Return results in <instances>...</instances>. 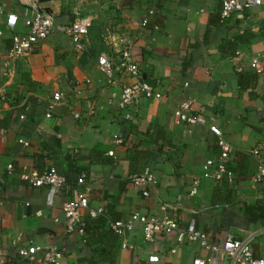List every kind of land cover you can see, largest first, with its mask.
<instances>
[{
  "label": "crops",
  "instance_id": "1",
  "mask_svg": "<svg viewBox=\"0 0 264 264\" xmlns=\"http://www.w3.org/2000/svg\"><path fill=\"white\" fill-rule=\"evenodd\" d=\"M40 1L53 16L54 30L13 63L14 74L7 78L3 63L12 32L6 16L15 14L13 32L24 34L34 2L0 0V264H44L42 254L18 257V247L30 243L53 246L62 254L59 264H85L81 260L90 258L82 236L66 233L62 212L63 202L77 196L73 163L90 189L89 208L101 207L111 219H126L131 212L161 215L162 206L172 205L180 228L194 220L213 242L245 237L258 223V230L264 229V220L245 215L248 208H264V184L252 183L258 166L254 149L263 151L264 163V63L261 74L250 67L264 54V0L221 25L215 23L221 0H118V6L110 0ZM77 14L93 20L83 51L75 50L64 32ZM147 17L155 24H134ZM122 34L132 41L141 80L159 91L161 100L117 107L122 89L135 80L122 72L109 84L97 60L115 56L120 46L113 41ZM55 92L63 101L46 118ZM188 99L195 100L205 125L173 121V109ZM210 124L231 148L226 159L231 183L202 177L205 161L220 154ZM50 167L68 181L52 207L45 205L46 187L32 188L20 179L22 172ZM145 169L157 178L148 197L129 180ZM173 212L166 209L168 216ZM125 242L129 247L120 244L112 263L95 264H151V255L161 264H191L206 255L197 243L177 242L175 232L144 242L140 226ZM251 249L264 258V231Z\"/></svg>",
  "mask_w": 264,
  "mask_h": 264
},
{
  "label": "built area",
  "instance_id": "2",
  "mask_svg": "<svg viewBox=\"0 0 264 264\" xmlns=\"http://www.w3.org/2000/svg\"><path fill=\"white\" fill-rule=\"evenodd\" d=\"M34 3L32 7L33 13L30 17L24 20L26 32L24 34L14 33L17 25V16L15 14H7L5 20V27L12 32L11 44L6 54V60L3 63L4 75L11 78L14 74L13 63L33 52L35 46L45 40L49 34L54 30L53 16L47 13L37 0H32ZM113 4L118 6V0H110ZM262 0H221L219 16L221 22L229 19L234 15H241L248 12L255 7H259ZM29 5V4H26ZM3 9L0 6V14ZM153 11L148 12V16L153 15ZM92 19L90 17H82L77 14L75 19L65 28L64 32L69 36L70 41L77 51L84 50V40L88 35L89 28L92 26ZM148 17L141 22H134L136 26L145 27L148 24ZM2 32L0 31V36ZM119 45L118 52L113 57L101 55L97 60L98 69L108 78V83L111 84L116 74L125 72L135 81L122 89L117 107L124 110L128 106H137L141 99L156 100L162 99V94L153 86L144 83L141 80L140 69L133 61L131 46L132 41L128 35L122 34L115 41L113 45ZM115 46V45H114ZM264 54L259 58H254L250 62V67L257 73L263 72ZM63 101V94L55 92L51 98L48 109L45 113L46 118H50L51 110L61 104ZM195 100L188 99L177 105L172 112L173 121L176 124H187L189 126H202L207 123L204 116L199 110L194 107ZM126 119L130 116L126 115ZM209 132L217 139V145L220 149L219 158L216 161L206 160L202 166V177L206 180L214 182H221L226 180L231 183L233 180V172L227 167L226 159L231 151L227 142L223 139L221 130L210 124L207 126ZM20 144L27 146V142L22 140ZM115 143H121L117 138ZM262 152L260 149H254L252 155L258 159L257 171L253 175L252 183L254 185L264 184V163L262 161ZM112 156V152L109 153ZM7 170L12 171V166H7ZM20 179L32 188L46 187L45 205L52 207L54 199L58 192L67 189L68 181L65 176L56 172L52 167L41 172L35 170L22 172ZM131 184L140 190L143 197H148L151 190L157 183V178L154 173L145 169L140 173L132 174L129 177ZM75 189L78 190L77 196L74 199L66 200L62 204V212L65 218V228L67 234H77L84 236L85 234V218L94 219L103 216L105 211L99 207L97 209L89 208V191L83 175L76 176ZM194 194V189L192 190ZM166 209L173 212L172 216L166 215ZM162 214H141L140 212H131L126 219H119L109 221L108 225L111 230L117 234L121 239V247H129L125 242V237L132 234L136 227L140 226L142 230V237L144 242L152 243L160 234L176 233V240L179 243H197L206 254L205 257L194 258L191 264H264V258H257L252 253V243L254 238L262 230L249 232L245 237L234 238L228 235L226 238L211 241L208 236L197 230L194 220H191L186 227L180 228L176 218V208L172 205H164L161 207ZM86 211V216L83 215ZM173 251V250H172ZM42 254V261L44 264H59L62 259V254L53 246H40L33 243L27 246H20L17 249L18 257L28 259L34 255ZM148 262L151 264H161V260L157 255L148 257Z\"/></svg>",
  "mask_w": 264,
  "mask_h": 264
},
{
  "label": "trees",
  "instance_id": "3",
  "mask_svg": "<svg viewBox=\"0 0 264 264\" xmlns=\"http://www.w3.org/2000/svg\"><path fill=\"white\" fill-rule=\"evenodd\" d=\"M148 20H150L149 17ZM216 20L215 23L221 25L228 19L221 22L218 14ZM150 23L155 24L150 20L147 25ZM71 168L76 170L79 175H83L80 168L75 167V163L71 165ZM245 215L251 221H257L258 219L264 220V208H248ZM115 220L119 219H111L109 216H99L94 219L85 218V234L82 236V239L84 241V246L89 248L90 258H83L81 261L85 262V264H95L97 261H100V259L101 261L102 259H107L110 263L113 262L117 249L120 247L121 238L111 230L109 225L107 226V223Z\"/></svg>",
  "mask_w": 264,
  "mask_h": 264
},
{
  "label": "rangeland",
  "instance_id": "4",
  "mask_svg": "<svg viewBox=\"0 0 264 264\" xmlns=\"http://www.w3.org/2000/svg\"><path fill=\"white\" fill-rule=\"evenodd\" d=\"M205 180V179H204ZM261 227V225L258 223V224H255V226L252 227V230H258L259 228ZM261 229V228H260ZM252 232V231H251ZM257 237V236H256ZM255 237V238H256Z\"/></svg>",
  "mask_w": 264,
  "mask_h": 264
},
{
  "label": "water",
  "instance_id": "5",
  "mask_svg": "<svg viewBox=\"0 0 264 264\" xmlns=\"http://www.w3.org/2000/svg\"><path fill=\"white\" fill-rule=\"evenodd\" d=\"M40 2H42V0Z\"/></svg>",
  "mask_w": 264,
  "mask_h": 264
}]
</instances>
